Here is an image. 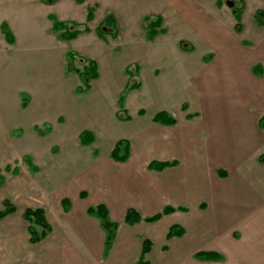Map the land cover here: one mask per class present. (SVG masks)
Segmentation results:
<instances>
[{
	"label": "crops",
	"instance_id": "1",
	"mask_svg": "<svg viewBox=\"0 0 264 264\" xmlns=\"http://www.w3.org/2000/svg\"><path fill=\"white\" fill-rule=\"evenodd\" d=\"M25 1L26 7L30 4L47 7L41 0ZM146 1L137 0L135 5L142 8ZM151 1L150 8L155 9L150 10L155 12L141 14L143 11L139 9L136 11L138 21L136 18L129 20L131 15L128 16L127 12L123 17L125 20L128 16L126 37L141 51L153 50L157 56H140L141 62L135 67L136 75L133 77L139 87L127 91L123 102L124 108L127 94L133 92L135 99L128 104L149 107L152 111L150 121L141 122L132 134L129 133V140L124 139L128 148L125 161L106 158L97 162L81 175L80 186L66 182L46 188L40 180L32 179L34 183L21 185L19 199L11 195L2 196L0 209L3 200L7 199L14 204L15 210L0 218V222L22 229V238L18 239V243L27 239L29 245L42 249L41 252L15 254L17 258L7 259L5 264H93L89 261L93 259L92 255L97 257L94 264H99V260H104L105 264H128L141 255L144 239L151 244L145 254L150 263L155 257L158 259L153 261L155 264H264V128L259 125L264 113V0ZM55 3L70 7H75L72 6L74 3L83 5V1L77 0H57ZM248 9H251L254 19L256 11H263L262 24L255 19L257 24L252 33L256 36V44L251 45L244 38L245 30L241 24ZM87 12L85 21L95 20L93 10L90 19ZM49 15L65 22L70 28L72 26L71 29L87 27L88 31L82 30L72 39L62 38L54 30ZM146 16L161 19L163 31L152 39L147 38L145 33V39L142 36ZM42 17L52 22L49 36L53 44L43 42L34 46L15 38L9 30V35L3 33L5 45L0 47V132L7 136L5 143L9 147L0 142V164L13 177L20 175L18 168H10L11 161H17L18 156L32 173L39 172L38 162L42 157H48L46 152L51 148L49 143L42 144L43 137L54 133L60 142L66 141L78 147L83 142L75 143L73 135L78 140L82 131L90 132V128L98 125L97 121H87L85 115L78 123L77 114L82 113L84 107L65 99V94L52 96L37 91L50 81L46 78V69H56L60 80L63 77L77 80L75 89L81 84L77 73L67 70L68 51L96 63L98 76L90 81L89 90L92 89V82L100 78L102 51L96 54L84 46L67 47L66 43L78 40L81 35H89L91 38L87 39V43L100 42L105 46L103 38H97V27L106 15L94 28L95 33L86 24L72 23V19L60 18L50 11H43ZM80 24L82 28L78 26ZM139 25L144 28L142 31ZM186 35L196 42H204L207 47L202 61L187 64L190 71H197L190 79L182 102L181 87L178 89V101L172 98L171 84L175 74L172 73L171 60L159 58H168L176 49L175 42L179 47L188 45L184 44ZM117 36L120 39L118 31ZM188 47L186 52H193V45ZM79 62L81 68L82 62ZM123 65L125 72L129 68L134 70L129 63ZM151 69H160V78L157 79V73ZM143 79L147 82L145 91ZM8 80H25L23 83L27 86L26 90L33 93L34 101L28 96L27 101L22 103V95L17 98L16 93L9 94L5 86ZM139 91L143 93L142 97L138 96ZM179 101L182 112L176 118L170 112ZM51 104L59 112H66L74 118L77 124H73V120L70 126L56 127L55 124L53 127L50 121L45 120L46 106ZM183 105L187 106L185 110ZM159 112L170 114L175 123L169 125L154 121L153 117ZM137 113L139 119L148 116H145L142 107ZM21 123L32 125L34 132L31 136L23 138ZM46 127L49 129L43 134L37 130ZM59 127L61 130L56 131L55 128ZM94 142L92 139L88 145ZM25 157L38 170H31ZM152 161H175L176 164L162 170L149 169L147 166ZM0 176L3 178L0 187L6 186L7 178ZM49 177L53 179V176ZM82 189L95 191L88 195ZM97 204H104L109 218L118 224L110 245L105 244V230L100 220L94 221L91 219L93 215L87 213L88 207ZM27 207L43 208L51 226L47 236L37 243L28 240L27 222L23 218ZM166 207L175 210L157 221L146 222L148 224L143 220L135 224L124 221L129 209L145 218ZM168 216L172 219L169 223H157ZM173 225L181 227L183 233L168 238L167 233ZM135 228L143 234L140 242L129 237ZM67 231L79 238L88 256H83L70 244ZM199 252H213L218 258L199 259L196 256Z\"/></svg>",
	"mask_w": 264,
	"mask_h": 264
},
{
	"label": "rangeland",
	"instance_id": "2",
	"mask_svg": "<svg viewBox=\"0 0 264 264\" xmlns=\"http://www.w3.org/2000/svg\"><path fill=\"white\" fill-rule=\"evenodd\" d=\"M55 1L57 0H41V2L43 4H46L47 7H42V5L39 6L36 4H30L26 7V5H24L26 2L25 0H0V47L3 43H5L3 33H6L7 30H10L15 38H19L20 40H23L24 42L34 46L41 45L43 44V42H47V44H53L54 42L51 41V37L49 36L50 31H52V22L47 17V21L44 20V18L42 17L43 11L53 12L60 18L72 19V23L81 22L83 24H86L92 28V31L94 33V28L97 26L99 21L103 17H105V15H112L115 18L116 23L114 24L116 26V31L120 32L121 34L120 39L118 38L117 34L116 37H111L110 33L112 32V29L109 28L106 29L103 36L99 37L95 35L97 36V38H103L101 40L105 46H102L100 42H92L91 44H89L90 42L87 43V39L91 38V36L89 35H81L80 37H78V40L68 41L66 43L67 47H73L76 45L84 46V48L89 49L91 52H94L96 54H100V52L102 51L101 54L103 65L102 63L99 64L100 78L98 79V81L92 82V89L88 92L76 95L74 86L78 82L77 80H75L74 78L65 77L60 80L58 78L56 69H46V78L50 79V81H48L43 88L37 91V93L39 94L46 93L52 96H56L60 93L61 95L65 94V99H70L71 102H78L80 105H82L84 107L82 108V113L77 114L78 123L84 115L86 117V120L89 122L97 121L98 125L95 128H90L92 130L89 132L93 136V140L95 142L91 145L87 144V146H84L85 144L83 143V145L79 144L78 147H74L72 144H69V142H60L58 138H55L54 133L48 134L47 136L42 138V144L49 143L51 145V148L49 147L50 149H47L46 155L48 157H42L43 159L38 162V165L40 167L39 172L32 173L19 156L17 161H11L10 163V168H18L20 174L19 177H13L10 171H5V169L3 168V164H0V174L8 180L6 182V186L0 187V198L5 195H11L16 200L19 199V196L21 194L19 192L21 190V185L34 183L32 179L36 181L37 179L40 180V184H43V187L46 188L51 187V184L57 185L66 182H73V184L75 183L74 186H80L81 182L79 181V179L81 178V175L85 174L88 169H92L93 165H95L97 162L105 160L106 158L114 161V159L109 156V153L118 140H129L130 135L140 126L141 122H147L151 119L149 116H151L152 111L149 107L145 105L141 106L146 112L145 116L148 115V119L147 117L139 119L137 111L141 107L135 106L134 103L130 105L128 104V102H132L135 99V94L133 92L127 94V103L122 109L118 103V98L121 94L127 91L125 90L124 92V89L127 83L131 82L133 79H128L131 73H133L132 69L129 68V71L125 72V70L122 68V65L124 63V65L129 63L131 67L138 66L141 62V55L152 58L157 57L155 53H153V50H151L152 52L148 50L141 51L136 47L133 41L125 35V31L127 30L126 27L128 25V16L131 15L129 20L133 21L137 17L136 11H139V9L143 11L141 14H150L152 12H155V10H150L155 9L150 8V4H152V1L148 0L144 2L145 4H143L142 8L135 5L137 0H82L83 5L79 6V4L77 5L74 3L72 6L75 7H70L69 5L61 6L55 3ZM253 4H255V2H253ZM258 4L259 3H257L256 5ZM88 8L93 10L95 16V20L89 23L85 21V15ZM126 12L128 13V16L124 20L123 17ZM136 20L138 21L137 18ZM2 22H5L6 25H1ZM241 24L245 30L244 38L246 39V41H248L250 45L255 43L256 36L253 35L252 29H254V26L257 23L255 22V19L251 14V9H248L243 16ZM78 26L82 28L83 25L80 24ZM71 28L73 27L71 26ZM139 28L141 29V31L144 29H142L140 25ZM144 33L145 35L147 34V29L142 32V36L145 39ZM178 33H180V30L178 31ZM184 37H186V40H184V44L193 45V52H186V50H189L188 45H181L179 47L178 44H176L177 42H175L174 46L176 49L171 54H169L168 58H166L165 56L162 58L158 57L159 60H171L172 73L175 74L172 76V98L178 101V89L181 87L180 96L182 97V102L183 97L186 94V89L191 83L190 79L192 75L197 71L195 70L193 72V69L190 71V69L187 67V64H193L194 62L202 61V56L206 53L204 52V50L207 47L204 42H196L192 37L190 38V36L188 37L187 35ZM8 50L6 52H9ZM210 53L213 56L215 55L213 51H211ZM80 65L81 64L79 60L76 59L75 66L80 68ZM31 72L33 71L31 70ZM152 72L157 73V79L160 78V69H153ZM25 80L27 84L30 83L27 79ZM25 80H22V82H18L16 80H8V82L6 81L7 83H5V86L8 88L7 90L9 94L14 92L16 93L17 98L24 94L27 97L31 96L32 101H34L33 93L29 90H26L27 86L23 83V81L25 82ZM144 83L145 86L143 89L145 91V89L147 88V82L144 80ZM29 85L31 86V83ZM20 89L21 91H19ZM139 92L140 93L138 94V96L142 97L143 90L142 92ZM179 103L180 101L178 102V104H176L177 106L170 112L176 118L180 117V114L182 112ZM41 110H43L42 107ZM45 113V116L47 117L45 120L50 121V124L53 127L55 126V124L56 127H58L57 125H69L73 122V120V124H77V121H75L74 118L70 117L66 112H59L54 104L46 106ZM124 113L129 116L128 120L124 118ZM59 117L60 119L58 120ZM21 126L24 129L23 138H27V136L29 137L31 136V134H33L32 131L34 132V130L32 129V125H28V123H21ZM88 128L89 127H87L86 129ZM41 129H43V127H41ZM55 129H57L56 131L61 130L60 127ZM130 132L131 134L129 135ZM7 139L8 138L5 133L1 134L0 132V142L3 141L1 142V144H3L5 147H8V145H6L5 143ZM73 140L75 143L77 141H80L79 139L77 140L75 134L73 135ZM8 150L9 149H7V151ZM31 174L35 175L31 176ZM49 176H53V179L50 180ZM82 190H84L83 192H85L86 190V193H88V195L93 194V192L95 191L94 189ZM91 219H95L97 222H99V218L96 215H93ZM171 220V217L168 216L164 217L157 223H162L163 225H165ZM144 223L148 224L146 222ZM67 232L68 240L71 242L70 244L73 245V247L78 252H80V254H83V256H88L86 250L84 249L85 246L81 243L79 238L75 234L69 231ZM142 235L143 234H141L139 228H135L131 231L129 237L135 238L138 242H140V240H142L143 238ZM19 238H22V229L12 227L9 224L0 222V264H5L7 262V259L9 260L10 258H17L15 257V254H25L42 251L40 247H33L29 245L27 239H23L18 243ZM91 257L93 259L90 257H85V259H92L89 261H92V263L94 264V260H96L97 257L95 255H92ZM144 257L146 259V255ZM139 258L140 255H137L136 260L133 259L127 263L135 264ZM156 260L158 259L154 257L153 261ZM153 261H151V263L155 264ZM97 263L105 264V261L99 260L97 261Z\"/></svg>",
	"mask_w": 264,
	"mask_h": 264
},
{
	"label": "trees",
	"instance_id": "3",
	"mask_svg": "<svg viewBox=\"0 0 264 264\" xmlns=\"http://www.w3.org/2000/svg\"><path fill=\"white\" fill-rule=\"evenodd\" d=\"M78 2H81L82 0H77ZM92 9H88L87 12V18L92 17ZM263 11H256L255 13V19L258 24H262L263 19ZM49 18L53 20V28L54 30L59 32V35L62 38L65 39H72L76 37L82 30L83 31H88L87 27H84L82 30L81 29H71L65 22L62 21H57L56 18L53 15H49ZM238 19V17H237ZM144 26L145 29H147V38L152 39L158 32H162L163 29L161 28V19L158 16H146L144 19ZM115 18L108 14L104 18L103 22L97 27V33L99 36H103L104 32L106 29L111 28L112 32L110 33L111 37H116L117 31H116V26H115ZM239 24L237 23V30H239ZM6 35H9L8 30L5 33ZM79 59L82 62V67L77 68L75 66V60ZM66 61H67V70L68 71H74L77 73L79 76L81 84L76 87L75 92L80 94L83 92H86L90 89V81L92 79L97 78V65L93 60L86 59V58H81L79 57L74 51H68L66 54ZM134 70L133 73L130 75V79H132L136 75V68L133 67ZM129 71V69H127ZM129 79V80H130ZM136 87H139V83L132 79L131 82L127 83L125 90L129 91L131 89H134ZM126 91V92H127ZM125 92V93H126ZM125 93L121 94L120 97L118 98V103L121 107L123 108V102H124V96ZM22 103L27 101V96L22 94L21 97ZM187 108L186 105L182 106V109L185 110ZM124 118L126 120L129 119V116L124 113ZM154 121L160 122L163 124H169L172 125L175 123V119L168 114L167 112H159L153 117ZM259 125L264 128V113L259 119ZM48 127H46L44 130L37 129L40 134H43L48 131ZM79 139L82 141L84 144H89L92 142V135L88 131H82L79 134ZM128 148H127V142L125 140H118L112 151H111V157L114 160L117 161H125L128 157ZM24 160L26 163H28L29 167L31 170H38L36 166H34L31 161L28 159V157H25ZM175 161H152L148 164L149 169H157V170H162L165 167L175 165ZM17 170H14L16 172ZM3 182V178L0 176V185ZM180 210H183L184 208H179ZM15 210L14 204L5 199L2 202V208L0 209V218H3L7 214L13 212ZM175 210V208L172 207H166L164 208L161 212L156 213L152 216H148L145 218H141V216L133 211L132 209L127 210L124 221L128 224H135L137 222H140L141 220L145 222H154L160 219L163 215L171 213ZM87 213L89 215H96L99 220L102 228L105 230V244L110 245L111 242L113 241L116 233V229L118 224L114 221H112L109 216H108V211L105 207L104 204H97L96 206L93 207H88L87 208ZM23 218L27 222V232L29 235V242L30 243H37L43 240L47 234L51 231V226L49 222L46 219L45 216V211L41 207H27L25 208L23 212ZM183 230L179 226H171L169 228V231L167 233V237L170 238L172 236H180L182 235ZM142 252L140 255V258L135 264H151L148 260L145 259V254L149 251L150 249V241L148 239L143 240L142 244ZM197 258L199 259H217L218 255L213 252H199L196 254Z\"/></svg>",
	"mask_w": 264,
	"mask_h": 264
}]
</instances>
